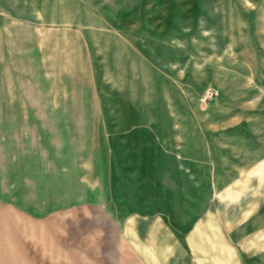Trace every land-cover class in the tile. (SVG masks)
<instances>
[{"label":"rangeland","instance_id":"374dc122","mask_svg":"<svg viewBox=\"0 0 264 264\" xmlns=\"http://www.w3.org/2000/svg\"><path fill=\"white\" fill-rule=\"evenodd\" d=\"M57 7L40 25L0 20V264H141L102 214L113 173L103 112L154 83L202 112L216 89L264 87V0ZM252 205L264 213V195ZM204 228L189 230L184 264H264V247L226 258Z\"/></svg>","mask_w":264,"mask_h":264},{"label":"crops","instance_id":"0c3cea01","mask_svg":"<svg viewBox=\"0 0 264 264\" xmlns=\"http://www.w3.org/2000/svg\"><path fill=\"white\" fill-rule=\"evenodd\" d=\"M57 2L0 0V20L40 25ZM164 84L126 93L120 110L103 112L113 173L101 208L116 248L130 249L141 264H184L188 233L201 225L226 258L228 250L263 248L264 213L252 205L264 195L255 188L264 187L263 83L216 89L205 112Z\"/></svg>","mask_w":264,"mask_h":264},{"label":"built area","instance_id":"2783aa9c","mask_svg":"<svg viewBox=\"0 0 264 264\" xmlns=\"http://www.w3.org/2000/svg\"><path fill=\"white\" fill-rule=\"evenodd\" d=\"M213 95V90L212 89H206V91L204 92V94H203V97H204V99L206 98H209V97H211Z\"/></svg>","mask_w":264,"mask_h":264}]
</instances>
